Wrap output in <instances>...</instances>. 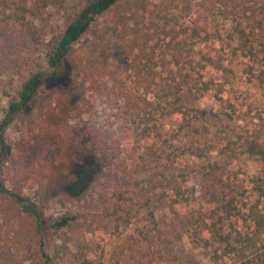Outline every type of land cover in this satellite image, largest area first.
<instances>
[{
	"label": "trees",
	"instance_id": "1",
	"mask_svg": "<svg viewBox=\"0 0 264 264\" xmlns=\"http://www.w3.org/2000/svg\"><path fill=\"white\" fill-rule=\"evenodd\" d=\"M208 1L230 22L226 34H211L199 20H189L187 7L178 5L184 0H90L75 14L67 12L66 0H0L4 20L18 28L36 55L28 57L20 88L7 94L0 115L1 264L29 258L36 264H94L89 244L77 236L104 223L128 226L141 210L147 211V223L99 264H182L177 253L183 236L177 223L170 220L161 228L154 222L152 188L137 179L151 165L141 153V139L151 138L157 117L177 119L181 130L192 127L199 111L186 98L222 102L233 76L225 64L229 56L245 67L248 80L264 87V1ZM50 10L60 15L62 28L45 39L36 21ZM211 41L226 48L216 55L203 52ZM67 67L91 89L105 90L119 115L135 128L109 139L104 128L92 123L78 128L59 124L61 114L52 103L59 106L61 96L39 99L47 83ZM17 119L26 121L30 135L13 154L6 131ZM221 137L217 147H189L190 157L206 158L217 150L232 164L242 157L254 161L257 173L245 181L226 166L208 162L199 168L205 188L198 193L174 188L173 202L198 205L178 210L191 249L211 248L219 262L264 264V117L254 127L228 130ZM76 145L88 147L101 166L94 185L104 194L97 199L99 212H91L95 219L89 221L81 220L78 211L55 214L56 202L48 195L50 184L66 173ZM85 206L90 204L85 201Z\"/></svg>",
	"mask_w": 264,
	"mask_h": 264
},
{
	"label": "rangeland",
	"instance_id": "2",
	"mask_svg": "<svg viewBox=\"0 0 264 264\" xmlns=\"http://www.w3.org/2000/svg\"><path fill=\"white\" fill-rule=\"evenodd\" d=\"M150 1L157 3L159 0ZM89 2L90 0H66L67 12L75 14ZM184 2H179L178 5L187 7L189 20H199L209 33L222 35L230 30V22L223 18L221 9L212 10L208 0ZM36 24L42 29L45 39L62 28L60 15L53 10L44 12ZM209 44L210 47L203 52L210 50L211 55L221 54V50L226 48L225 43L218 41H211ZM32 53L18 28L4 20V12L0 8V115L2 107L7 103V94H15L20 88L24 69L28 68L25 64L28 57L36 59V55ZM228 58L225 64L233 71V76L221 95L222 102L214 101L211 97L199 100L186 98V104L199 111L200 119L194 121L192 127L181 130L177 119L157 117L151 138L141 139V153L147 156L151 165L149 172L137 179L143 181L142 185L152 188L149 200L154 222L161 228L170 220L177 223L183 236L177 253L182 264H239L237 260L227 263L216 261L211 248L191 249L185 235L184 220L178 216V210L181 207L192 210L198 208V205H175L173 202L174 188L196 190L197 193L202 187L205 188L199 168L208 162H218L226 166L227 170L236 173L238 178L245 181L259 169L254 161L246 157L236 160L234 164L229 163L228 159L219 157L217 150L207 153V157L201 159L190 157L188 152L191 146H220L221 136H226L228 130L243 126L254 127L259 116L264 117V87H260L253 79L248 80L245 67L240 61L231 59L230 56ZM213 74L216 75L214 72ZM105 92L91 89L89 82L81 74L67 67L60 78L47 83L39 100L48 101L50 97L55 101L61 96V100H58L59 106L53 102L52 107L61 114L57 122L65 124L67 128H78L87 122L104 128L109 139L121 138L127 128L135 127L127 118L119 115L106 98ZM49 111L52 112V109ZM30 112L31 110L28 114ZM31 118L34 119V116ZM138 132L134 130L133 134L137 135ZM29 135L25 120L17 119L11 123L6 131V140L13 154H16ZM100 171V163L94 159L89 148L76 145L66 173L48 187V195L56 202L52 212L61 214L72 210L80 212L81 220L95 219L89 214L99 212L96 208L97 199L100 194H104V191L94 185V178ZM123 184H129L126 176H123ZM85 201L90 207L85 206ZM147 219V211L141 210L134 214L128 226L115 228L113 223H104L93 232H84L77 238L86 240L90 246L89 259L94 264H99L102 258L106 261L111 259L113 251L120 249L121 241L133 234L136 227L147 223ZM1 223L0 217V226ZM238 227H241L240 222ZM47 240H51L50 235ZM19 264H36V259L29 258Z\"/></svg>",
	"mask_w": 264,
	"mask_h": 264
}]
</instances>
